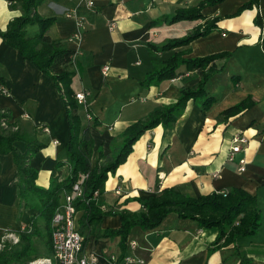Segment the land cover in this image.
I'll return each mask as SVG.
<instances>
[{"label": "crops", "instance_id": "crops-1", "mask_svg": "<svg viewBox=\"0 0 264 264\" xmlns=\"http://www.w3.org/2000/svg\"><path fill=\"white\" fill-rule=\"evenodd\" d=\"M199 1L93 0L88 8L81 0H42L35 9L39 15L54 17L49 35L76 53L77 73L70 87L74 92L88 91L85 107L99 121L98 126L88 127L93 141L90 165L95 163L97 149L102 154L98 162L113 155L128 124L144 120L152 111L174 102L180 86L191 87L198 80V73L191 70L141 87L138 80L150 69L148 42L161 45L217 17L215 29L177 49L185 51L184 57L230 52L226 60L214 61V67H222L205 84L215 98L209 108L201 110L189 99L171 125L144 131L132 143L124 162L107 175L101 193L94 196L99 209L106 213L97 223L79 229L82 252L95 256V261L88 264H239L237 253L249 264H264V218L253 235L220 245L213 243L215 227H200L194 220L169 213L153 229L133 226L129 230L125 243L133 240L135 244L125 247L123 254L133 257V262L118 259L121 249L117 236L101 235L119 226V214L144 210L135 198L152 196L164 187L189 197L241 188L255 195L264 214V0L236 14L247 0H222L202 9L204 19L149 25L159 16ZM68 10L81 17L80 26L65 15ZM22 13L19 3L10 5L0 0V30ZM255 14L258 25L254 23ZM28 28L33 30L35 26ZM162 55L156 53V57ZM103 66L106 69L102 72ZM0 86L6 90L0 92V110L9 113L14 128L44 144L29 160L37 171L35 184L46 187L49 176L65 177L69 167L63 162V147L68 127L63 100L50 78L1 38ZM245 96L252 101L250 107L227 118L220 115L221 110ZM235 134L244 137L245 143L239 144L240 149L228 160L230 139ZM13 145L19 152L26 147L22 141ZM240 159L244 162L242 171L237 169ZM56 161L61 163L55 166ZM16 181L11 154H0V235L5 230L16 233L36 214L34 208L19 202ZM82 212L76 209L77 225ZM43 255L41 252L40 258Z\"/></svg>", "mask_w": 264, "mask_h": 264}, {"label": "trees", "instance_id": "trees-1", "mask_svg": "<svg viewBox=\"0 0 264 264\" xmlns=\"http://www.w3.org/2000/svg\"><path fill=\"white\" fill-rule=\"evenodd\" d=\"M11 5L19 3L23 13L13 17L0 30L2 41L16 50L22 59L28 61L34 68L45 74L56 87L63 100L68 139L63 147L64 160L68 164V174L59 178L51 175L46 187L35 184L37 171L30 166L29 160L34 153L43 147L26 133L14 128L7 122L10 115L7 111L0 110V154L10 153L16 168V197L27 208H34L33 215L28 224L17 230L18 240L12 244L5 240L0 249V264H28L29 260L39 256L34 239H41L50 249V218L61 199V193L68 189L80 174H85L81 185L83 199L73 202L75 209H81V221L78 228H83L89 223H97L103 213L94 201L93 193H101L104 181L109 173H113L117 166L124 162L130 152L132 143L146 130L157 125H171L182 112L186 102L195 101L201 110H206L215 101L214 96L205 89L207 80L218 71L213 63L217 59L226 60L230 55L228 51H217L201 56L184 57V50L173 48L187 45L192 39L204 36L216 28L217 17L206 19L203 23L191 28L182 37L170 38L161 45L146 44L149 55L150 69L138 80L141 87L156 85L162 80L174 78L186 71L195 70L198 73L197 82L191 86H180L174 102L161 106L152 111L144 120H135L128 124L121 133V144L118 151L108 156L104 162H98L101 157L97 149L95 163L90 165V155L93 146L89 134V126H98L99 121L91 116L88 124H82L78 114L79 105L73 99L74 91L70 87L71 78L77 73L76 53L64 47L57 39L49 35V28L54 22L53 16L39 15L35 9L42 0H7ZM222 0H200L188 7L177 8L170 15H162L149 22L150 24L167 21L173 23L179 20L204 19L202 9L213 6ZM258 0H247L242 3L239 11L257 5ZM254 23L259 24V17L254 16ZM35 26L30 30L28 27ZM264 44V36L261 40ZM164 53L156 57V53ZM85 91V89H82ZM252 105L249 96L221 110L224 118L234 116ZM88 112V109L86 108ZM89 113V112H88ZM90 114V113H89ZM14 141H22L26 147L19 152L13 145ZM61 162L56 161L55 166ZM144 208L135 214L125 212L119 214V226L113 230H104L102 236H117L121 249L118 257L124 256L125 239L133 226L141 230H150L158 226L162 219L169 213L181 218L194 220L200 227H215L216 235L214 244L227 245L237 238L253 235L260 224V210L256 197L241 188L230 187L222 192H211L198 197L164 187L154 195L146 198H135ZM84 220V222H82ZM237 253V252H236ZM238 254L239 264H249L248 259Z\"/></svg>", "mask_w": 264, "mask_h": 264}, {"label": "built area", "instance_id": "built-area-1", "mask_svg": "<svg viewBox=\"0 0 264 264\" xmlns=\"http://www.w3.org/2000/svg\"><path fill=\"white\" fill-rule=\"evenodd\" d=\"M86 7H92L93 0H81ZM67 17H71L77 26L81 25V17H77L73 10L65 12ZM106 69L103 66L102 72ZM5 88L0 86V92L5 93ZM88 91L79 90L73 93V99L80 106H84V118L86 121H90V114L86 111L85 98L88 96ZM7 122L11 123L10 120ZM232 145L226 154V159L232 160L233 154L240 149L239 144L245 143V138L240 135H233L230 139ZM238 170H243V160L238 161ZM85 174H80L78 178L71 184V186L61 193V199L58 205L55 207L50 218V251L49 257H41L39 259H33L29 261V264H88V262H94L95 256H86L82 252V236L79 231L78 225L75 220L76 209L73 202L78 199H83V189L81 182L85 178ZM96 192L93 193L95 195ZM8 240L12 244L18 240V235L15 232L5 230L0 235V249L4 245V241ZM135 241L129 240L125 243L126 248H132ZM123 262H133L135 259L129 255H124ZM136 262H142L140 259H136Z\"/></svg>", "mask_w": 264, "mask_h": 264}, {"label": "rangeland", "instance_id": "rangeland-1", "mask_svg": "<svg viewBox=\"0 0 264 264\" xmlns=\"http://www.w3.org/2000/svg\"><path fill=\"white\" fill-rule=\"evenodd\" d=\"M180 21V20H179ZM182 21H189V20H182ZM177 22V21H176ZM187 34V33H186ZM185 35V34H184ZM184 35H179V36H175V37H172V38H179V37H182V36H184ZM176 49H177V47H176ZM177 50H183V49H177ZM176 50V51H177ZM86 105V104H85ZM78 109H79V115H80V118H81V120H82V123L83 124H85V122H86V120H85V118H84V106L83 105H80L79 107H78ZM120 147V146H119ZM118 149L119 148H117L116 150H114L113 151V155L118 151ZM263 218H264V214H263V210H262V214L260 213V219L261 220H263ZM34 246H35V248H36V250H37V252L40 254L41 252H43V256H41L42 258L43 257H49L50 256V254H51V251L49 250V248H47V246L43 243V241L41 240V239H34ZM39 258H40V256H39ZM39 258H35V259H39ZM31 260H33V259H31ZM31 260H29V261H31ZM29 264V263H28Z\"/></svg>", "mask_w": 264, "mask_h": 264}]
</instances>
